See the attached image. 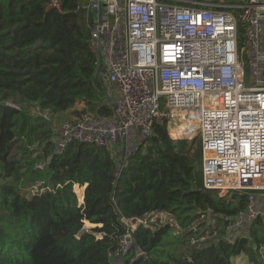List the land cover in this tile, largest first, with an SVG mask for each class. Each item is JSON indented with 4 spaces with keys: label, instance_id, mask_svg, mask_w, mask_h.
I'll list each match as a JSON object with an SVG mask.
<instances>
[{
    "label": "trees",
    "instance_id": "trees-1",
    "mask_svg": "<svg viewBox=\"0 0 264 264\" xmlns=\"http://www.w3.org/2000/svg\"><path fill=\"white\" fill-rule=\"evenodd\" d=\"M59 2L61 12L48 0H0V264H39L47 240L65 254L57 264H113L123 220L152 212L171 214L178 231L137 227L124 264L140 256L141 264H264V217L230 235L249 195L205 189L201 142L174 140L167 120L129 154L80 141L56 153L57 128L42 113L84 104L96 118L115 114L90 48L91 19L77 11L86 0ZM76 185L85 187L82 204ZM85 221L96 227L85 230Z\"/></svg>",
    "mask_w": 264,
    "mask_h": 264
},
{
    "label": "built area",
    "instance_id": "built-area-1",
    "mask_svg": "<svg viewBox=\"0 0 264 264\" xmlns=\"http://www.w3.org/2000/svg\"><path fill=\"white\" fill-rule=\"evenodd\" d=\"M48 2L61 12L59 0ZM77 11L91 19L90 48L115 114L81 111L58 128L56 153L80 141L129 154L158 120L180 140L169 126L186 115L198 125L188 134L200 135L205 189L249 195L230 235L264 217V0H86ZM123 221L121 259L137 227H177L165 212Z\"/></svg>",
    "mask_w": 264,
    "mask_h": 264
},
{
    "label": "rangeland",
    "instance_id": "rangeland-1",
    "mask_svg": "<svg viewBox=\"0 0 264 264\" xmlns=\"http://www.w3.org/2000/svg\"><path fill=\"white\" fill-rule=\"evenodd\" d=\"M249 82V79L247 78V83ZM85 108L84 104H81V105H78L75 107V109H72L71 111L67 112V113H63V114H56V115H51L49 114L48 112H44L42 114H44L45 117H47L52 123H53V126L56 129V131L58 130V128L65 122H72L74 121L80 114L81 111H83ZM29 111L33 114L37 113V109L36 108H29ZM194 130H197V129H194ZM194 131H191L190 134H185V135H182L180 138V140H186L187 142L189 143H192L193 141H195V145L194 147L196 146H199L200 142H201V139H200V135L199 134H193ZM187 135V136H186ZM186 136V137H185ZM185 137V138H184ZM125 150V149H124ZM126 151V150H125ZM74 190L75 192L77 193L78 195V199H79V203L82 204L80 201V198H81V195H80V191L82 190V194L85 193V187H74ZM24 194L26 196H31L32 193L29 192L28 190H25L23 191ZM84 195V194H83ZM230 195V194H229ZM224 196V195H223ZM262 196V195H261ZM261 196H258V202L259 203H262V197ZM84 201V199H83ZM158 224L159 225H163L162 222L158 221ZM157 225V224H155ZM96 227V225L94 224H91L89 223L88 221H85V225H84V229L85 230H90L92 228ZM175 227V226H174ZM176 228V227H175ZM176 231H178V229L176 228L175 229ZM177 233V232H176ZM36 258H37V262L40 264V263H52V264H57V263H60L62 262L64 259H65V254L62 253V252H58L56 250H54L52 248V243L47 240L45 241L39 251H37V254H36ZM113 264H124L123 262V259L121 258H118V257H114L113 258ZM246 264V263H245Z\"/></svg>",
    "mask_w": 264,
    "mask_h": 264
},
{
    "label": "bare ground",
    "instance_id": "bare-ground-1",
    "mask_svg": "<svg viewBox=\"0 0 264 264\" xmlns=\"http://www.w3.org/2000/svg\"><path fill=\"white\" fill-rule=\"evenodd\" d=\"M198 125L196 121H188L186 115L174 119L170 122L169 131L175 138H180L189 132V129H197Z\"/></svg>",
    "mask_w": 264,
    "mask_h": 264
},
{
    "label": "water",
    "instance_id": "water-1",
    "mask_svg": "<svg viewBox=\"0 0 264 264\" xmlns=\"http://www.w3.org/2000/svg\"><path fill=\"white\" fill-rule=\"evenodd\" d=\"M84 196H85V193H84ZM142 259H143V257L140 256L139 258H137L136 260H134L131 264H141ZM182 264H189V262H184Z\"/></svg>",
    "mask_w": 264,
    "mask_h": 264
},
{
    "label": "crops",
    "instance_id": "crops-1",
    "mask_svg": "<svg viewBox=\"0 0 264 264\" xmlns=\"http://www.w3.org/2000/svg\"><path fill=\"white\" fill-rule=\"evenodd\" d=\"M79 105H81V104H79ZM75 109V108H74ZM263 204V200H262V203H259L258 201H257V208H259V207H261V205ZM114 258V257H113ZM238 264L240 263V262H237ZM241 264H245V262H243L242 261V263Z\"/></svg>",
    "mask_w": 264,
    "mask_h": 264
}]
</instances>
